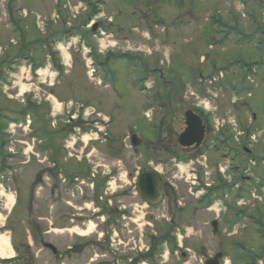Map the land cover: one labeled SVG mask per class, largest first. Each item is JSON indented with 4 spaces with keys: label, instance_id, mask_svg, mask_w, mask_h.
I'll list each match as a JSON object with an SVG mask.
<instances>
[{
    "label": "rangeland",
    "instance_id": "374dc122",
    "mask_svg": "<svg viewBox=\"0 0 264 264\" xmlns=\"http://www.w3.org/2000/svg\"><path fill=\"white\" fill-rule=\"evenodd\" d=\"M85 1L89 4V8L86 7ZM60 2V6L67 2L69 5L73 4L70 8L79 11V21H86V15L91 18L95 10L101 8L105 18L96 22L100 21V29L104 32L105 38L110 34L112 36L110 35L108 39L104 38L102 50L99 52L97 49V53L103 56L107 47L112 46L117 50L114 56L119 55L120 58L119 56L110 59L107 57L109 59L107 64L102 62V59H98L93 68L95 78L86 76L87 69L84 66L86 50L83 51L81 45L84 43L86 46H92L91 41L88 39L82 41L78 34L68 36L65 40L60 34L63 29L60 22L56 24L51 22L44 32L39 31L35 15H50L54 11L55 6L49 5L47 0L16 1L14 13L10 19L14 21V26L20 29V35L12 34L11 27L10 29L5 25L0 27V48L6 50L3 55H0V60L6 61L13 68L8 71L10 66L5 65V68L0 69V75L4 77L3 80L0 77V110H5L8 116L4 118L0 112L1 152L20 153L21 151L23 155L29 156V163L26 156H22V160L7 158L5 167L8 169L7 175L10 176L7 190L0 196V228L7 222L17 224L21 228L18 235L21 242H18L19 239L16 242L13 239L17 237V232L12 236L13 242L9 233L1 234L0 237H8L12 253L0 259H11L16 255L13 245L19 247L25 238L24 231L30 232L33 221L43 218L37 222L39 231L48 229L46 219L52 206H55V218L57 216L61 218L68 212L80 213L82 208L81 217L87 216L92 221L88 226L90 231L94 232L90 238L92 243L87 246L86 255H82L79 261L74 254V250L80 244L79 240L75 238L69 240V234L62 236L60 231L55 232L57 234L54 237L45 236V242L52 241L51 243L61 251L64 250L61 245L62 240L65 239L67 242L68 239L72 244L69 245L73 249L67 258L69 262L66 261L64 264H106L104 263L106 257L103 254L109 257V261L112 260L111 247L105 246L107 250L101 249L98 246L100 245L99 237H102L100 241H106L114 248L117 247L111 243L110 239L119 240L125 246L128 244L124 253L128 255L127 249L132 247L134 249L132 259H135L140 248L152 249L151 245L159 247L161 242L157 239H161V236L157 232V227L162 221L166 225L169 224L170 232L174 233L175 240L177 236H180L182 239L179 238V240H182V244L187 243L193 248L195 244L197 245L195 242L204 245V252H199L198 249L199 254L194 250L189 251L190 257L185 264H201L207 256L218 251L224 254L230 264H246L244 251L239 246H234L232 243L231 246L219 250V242L226 243L229 240L240 243L249 255H261L264 249V201L256 203L255 208L238 207L236 202H232V196L229 195L230 199L226 200L225 197L222 198L223 192L220 195L212 192L213 197L219 196L217 198L219 202L226 200L233 203L235 214H238L237 211H242L249 217L245 222L247 229L241 230L239 236L238 226L232 231L226 227L224 220L226 215L220 214L224 211L222 202L219 203L216 200L212 210L203 209L204 205L197 203L199 199L196 200V196L188 193V186L184 180L189 177L188 173H191L192 168L196 172L198 170L203 175L201 174L202 180L197 187L204 193L206 189L210 190L214 186V178L219 179L216 164H221L218 166L224 169L226 161L221 159L220 152L215 153L210 149L212 138L219 134L213 127V120L221 122L228 111L229 117L237 114L231 110L234 102L231 100H239V97H234L227 86L240 82L241 76L245 75V85L250 87V93H244L240 105L243 110L247 108L249 114L255 117V129L264 130V36L259 35L260 31H264V0H60ZM1 10L2 8H0V23L4 24L8 17L3 18L4 13ZM18 11L20 13H17ZM212 12L217 15L216 24L210 23L209 15ZM61 14V19L69 16V13L64 11H61ZM56 32L60 35L54 37ZM97 38H103V36L97 35ZM210 39L215 43L223 40L224 44L211 47ZM9 41L15 42V45L8 47ZM95 43L96 41L94 45L97 44ZM96 46L98 48V45ZM127 47L132 51L122 52L126 51ZM49 53H52V56ZM242 65H246L244 66L246 68ZM30 67L36 71L40 79L35 75L32 79L30 78ZM153 67L163 72L153 73ZM60 72L63 76L57 82L56 76ZM214 72H221L224 78L211 85L206 78ZM146 76L147 79L142 86L140 80ZM98 79L101 81L99 84ZM200 79H202L201 83ZM163 84H167L164 92L166 95L173 87L178 93L183 91L182 99L176 95L177 100L181 99V101L172 106L171 103L166 106L165 101H163L164 105L163 103L159 105L157 101L155 104L153 96L162 94L159 89L164 87ZM58 92L64 98L60 97ZM174 99L172 97V100ZM78 103L86 106L88 117L77 136L75 131L68 127L67 123L73 121L68 118L67 113L74 114V118L77 116L80 118L84 108H81ZM194 103L200 105L201 109L203 107L207 109L208 112L204 110V113L210 115L212 135L208 139V152L205 153L206 148L201 150L204 158H196L193 165L182 164L175 161V157L185 155L176 154L174 148L162 150L161 140L163 145L172 144L169 140L171 132L183 129L182 113L189 108L190 104L195 105ZM94 112L96 113L92 114ZM24 114L28 115L25 117L26 122H24ZM159 114H166L161 124L163 127L158 122V119L161 121ZM107 118L112 120L107 124L108 127L105 126L108 123ZM49 124L51 127L55 125L57 131L61 129L72 131L73 136L61 140L65 142L63 145L68 147L65 152L70 153L72 157L81 158L80 166L87 171L92 170L90 174L101 176L99 186L102 185L98 191L97 189L91 191L88 187L91 183L89 177L85 181L86 187L77 186L70 191V195H73L70 198L64 195L63 187L53 197L46 191L38 190L36 194L32 192L31 187L27 189V184L33 182L35 178H43L44 181L48 179L44 169L46 162L37 172L40 164L35 165V160H44L43 154L49 153L45 145L46 134L50 132ZM61 126L64 128H60ZM104 131L108 134L112 133L117 139L116 143L110 146L104 137L101 138ZM129 133H136L142 141V147L137 150L131 148ZM143 138L153 141L152 151L145 150L147 142L143 144L145 141ZM40 140H43L41 144L38 142ZM6 141L9 143L8 147ZM3 144L5 147L2 150ZM231 144L234 147L233 151H240L238 144L233 141ZM84 145H87L85 149ZM249 151L251 157L259 164L251 166L247 163L249 159H241L240 163L242 165L246 162L245 167L250 168L253 175L252 182H255L256 178L262 181L264 180L262 139ZM31 152L37 158L30 155ZM47 157H50L49 154ZM238 164L239 162H235V165ZM60 165L67 174L79 171V166L71 160H65V163L61 161ZM148 167L155 168L159 172L169 193L168 199L152 208L139 199L134 182L137 173ZM206 172H208L207 176ZM14 175L16 181L13 183H22L15 189L18 202L11 218L7 220L11 208L16 203L13 187L10 186L15 179ZM212 193H210L211 196ZM204 195L208 196V192ZM66 199L69 200L70 207L64 203ZM107 201L110 202L111 207H127L129 203H132L135 222L117 218L119 224H115L114 231L111 227L114 221L109 222L106 215L109 214V218L111 217ZM170 202L173 213H170L168 209ZM98 210L100 212L97 215H102L103 221L107 222L106 227L99 225V218L92 216ZM177 212L179 216H183L182 220L178 215L174 219ZM149 214L152 218L157 217L158 220L148 219ZM216 214H220L218 220L223 233L213 237L210 221L216 219ZM232 215L227 214L231 219L230 226H232L231 222L237 221V218ZM112 217L114 220L115 217ZM160 219L161 222H159ZM56 220L60 222V219ZM171 220H173L172 224H170ZM149 221L152 224L149 225ZM32 238L36 244L32 248V253L27 254L22 251V254H26L28 258V260L23 258L26 262L22 264H49V253H34V250H39L37 243L39 239L37 235H33ZM240 249L242 252L239 251ZM235 251L239 255L237 259L234 256ZM205 252L206 255H204ZM33 255L37 258L33 259ZM166 257L167 254L164 258ZM241 259L244 261L241 262ZM173 264L180 263L175 261Z\"/></svg>",
    "mask_w": 264,
    "mask_h": 264
},
{
    "label": "flooded vegetation",
    "instance_id": "af4514ba",
    "mask_svg": "<svg viewBox=\"0 0 264 264\" xmlns=\"http://www.w3.org/2000/svg\"><path fill=\"white\" fill-rule=\"evenodd\" d=\"M170 103H172L170 100L168 101V104H170ZM170 106V105H169ZM172 106V105H171ZM182 110V108L180 109V111ZM195 113H197L196 111H194ZM203 120V119H202ZM253 122V124L255 123V119H253L252 121H251V123ZM203 123H204V120H203ZM239 123H240V125H241V127H245V123H246V121H245V118L241 115L240 116V118H239ZM71 125L72 127H71V129H74L75 127H77V126H80V123L79 122H77V123H74V124H72V123H68V125ZM68 127H70V126H68ZM209 126H208V122L206 121V123L204 124V136H203V140H202V143H201V145L198 147V148H194V147H191V148H189L188 150L187 149H184V148H182V147H180L179 145H178V135H179V133L181 132V131H178V132H174V133H172L171 132V138L169 139L170 140V142L172 143L170 146H167V144L166 145H164L162 148L164 149V151H167V150H171L172 148H174V150H175V153L177 154V153H179V154H195V153H197V152H199L201 149H207V147H208V139H209V137H210V133H209ZM150 143V145H153V141H150L149 142ZM161 143H162V145H163V142H162V140H161ZM232 143V140H231V137H229V138H226L224 141H223V149L225 150V151H227V152H229L230 154H232V155H234L235 156V162H239L240 163V160L245 156L244 155V152H242L241 150L240 151H233V145L231 144ZM146 149L148 148V150H149V147L148 146H146L145 147ZM238 166H234V168L236 169ZM57 172H58V169L57 168H55L53 171H52V177H53V181H52V184H51V186H50V193H51V195L52 196H54L55 195V193H56V191H57V189H58V185H57V181H58V175H57ZM240 179H241V176L239 175V174H233V179H231L229 182H227L226 184H225V186H226V191H233L234 190V187L236 186V184H237V182L239 183L240 182ZM166 189H167V186H165L164 187V196L166 197V195H167V193H166ZM241 189H242V187H241ZM114 197V196H113ZM108 203H109V207H108V211H109V213L111 214L110 216V218H109V214H106L107 215V219L109 220V222H111V221H114L112 224H111V227H113V229H114V231H115V228H114V226H115V224L116 225H118L119 224V222L117 221V218L118 219H121V220H130L131 221V216L133 215V211H132V204L131 203H129V205L127 206V207H124V206H122V207H111V204H110V202L109 201H107ZM170 213H173V210L171 209V207H170ZM228 214H230V213H228ZM112 216H114L115 217V219L113 220V217ZM96 219H98V217L96 216ZM107 220V221H108ZM106 223L107 222H104L103 223V225L102 226H104L105 225V227H106ZM173 223V220H171L170 221V224H172ZM78 225L79 227H84V223H82L81 221H77V223H75V221H71V222H69V223H66V226L67 227H71V225ZM102 223H100L99 225H101ZM127 226H129V224L128 223H125ZM99 225H97V226H99ZM110 227V228H111ZM170 236H171V233H169L168 234V239H169V241L171 242V243H173V239L172 238H170ZM234 242V241H233ZM231 244H232V241L231 240H229L228 242H219V245H218V247L220 248V250H222L223 248H226L227 246H231ZM215 254H213V256H214ZM186 256H184V258H185ZM50 264H55V261L52 259L51 261H50Z\"/></svg>",
    "mask_w": 264,
    "mask_h": 264
},
{
    "label": "water",
    "instance_id": "95a60500",
    "mask_svg": "<svg viewBox=\"0 0 264 264\" xmlns=\"http://www.w3.org/2000/svg\"><path fill=\"white\" fill-rule=\"evenodd\" d=\"M186 125L187 129L179 137V143L183 147H190L193 144L197 146L200 144L203 137V129L201 127L200 120L193 116L191 112L186 113ZM137 138L132 136L133 146L138 145ZM137 193L139 197L147 202L149 205H156L162 198V183L160 178L152 170L147 169L140 174L136 182ZM212 226L215 231L217 229V223L213 222ZM52 249L51 246L46 245ZM221 255H217L214 259L208 260L205 264H219V258Z\"/></svg>",
    "mask_w": 264,
    "mask_h": 264
},
{
    "label": "bare ground",
    "instance_id": "6f19581e",
    "mask_svg": "<svg viewBox=\"0 0 264 264\" xmlns=\"http://www.w3.org/2000/svg\"><path fill=\"white\" fill-rule=\"evenodd\" d=\"M91 233L90 229L86 232H79L81 236H87ZM11 249L9 247L8 237H0V257H3L4 255H10Z\"/></svg>",
    "mask_w": 264,
    "mask_h": 264
}]
</instances>
